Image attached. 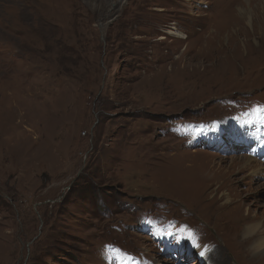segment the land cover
Segmentation results:
<instances>
[{"label":"rangeland","instance_id":"obj_1","mask_svg":"<svg viewBox=\"0 0 264 264\" xmlns=\"http://www.w3.org/2000/svg\"><path fill=\"white\" fill-rule=\"evenodd\" d=\"M233 1L0 0V264H264L233 233L264 231V1Z\"/></svg>","mask_w":264,"mask_h":264},{"label":"bare ground","instance_id":"obj_2","mask_svg":"<svg viewBox=\"0 0 264 264\" xmlns=\"http://www.w3.org/2000/svg\"><path fill=\"white\" fill-rule=\"evenodd\" d=\"M241 5H244V3H241V4L237 3L236 0H234L230 4H226V5L222 4L219 6V8L215 12V14L221 16L220 19H223V20H224V18H229V16L231 18L232 15L236 18L238 12L243 13V14H241L243 17H245V16L247 17L250 14V9L248 7V4H245V8H243ZM230 18L228 20H232V18L231 19ZM220 19L218 20L219 24H221L223 22ZM229 22H231V21H229ZM234 26H235V23L231 22L230 27L232 28ZM173 35H175L177 37L178 43H182L183 39L187 38V35H185V37H182L181 34L178 33V31H177V33H173ZM212 37L213 38H211V36L207 38V39H209V43H205L203 36L194 42L188 43L186 45V48H185V53L192 52L194 49L196 50L193 57H191V60L192 59L200 60V58L202 59V57H204V56L209 57L208 51H206V50L211 49L215 44L214 42L218 40V37L215 35V33L212 34ZM218 48H220V45L217 46L216 50H218ZM182 59H183L182 56L178 57L177 62H181ZM176 65L177 64H174V66H176ZM21 116L23 117V114H21ZM29 131L31 132V130H29ZM229 192L231 193L232 197H236V195L234 194V192H235L234 190H229ZM213 193H219V189H215L213 191ZM258 229L259 228L256 225H245V227H243V226H242V228L237 227V228H235V230H233V233L237 234L234 238V245L238 249L237 251H239V254H241V256H244L245 254H247L251 250L260 251V250L264 249V237H263L264 231L263 232L259 231L258 234H256V231ZM253 233H255V234H253ZM239 235L242 237L241 240L239 238H237ZM231 241H233V240H231ZM227 243H229V242L227 241Z\"/></svg>","mask_w":264,"mask_h":264}]
</instances>
